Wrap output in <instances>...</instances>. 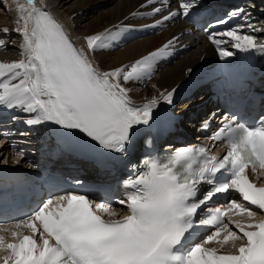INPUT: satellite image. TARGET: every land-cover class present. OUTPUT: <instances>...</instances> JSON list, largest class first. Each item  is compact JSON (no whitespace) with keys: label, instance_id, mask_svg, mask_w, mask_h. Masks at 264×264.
<instances>
[{"label":"snow or ice","instance_id":"6c2138e0","mask_svg":"<svg viewBox=\"0 0 264 264\" xmlns=\"http://www.w3.org/2000/svg\"><path fill=\"white\" fill-rule=\"evenodd\" d=\"M195 3L183 0L180 10L164 19L188 15ZM18 8L15 30L23 36L22 53L20 59L0 61V106L31 114L25 121L28 125L53 122L82 132L106 149L124 152L132 129L149 124L160 101L153 97L134 104L120 81L150 75L155 60L176 38L131 65L101 72L36 0L19 3ZM159 11L153 9L154 14ZM243 12L237 9L229 17ZM257 32L264 28L249 23L247 30L238 26L219 34L227 41L215 33L210 39L220 46L221 58L234 55L228 42L241 51L264 52ZM111 36L105 30L85 39L95 51ZM174 91L162 93L160 99L172 103ZM214 138L227 141L223 157L210 154L206 146H191L164 158L145 159L136 178L125 181L132 190L118 203L126 205L129 214L120 219L97 214L117 215L111 204L89 199L91 193L73 191L48 198L15 223V230L0 226V231L18 238L8 242L0 235V250L6 253L0 260L3 264H264V217L257 219L264 212V184L248 175L249 168L264 169V117L252 125L226 123ZM202 185L210 187L202 192ZM229 192L238 199H228L196 223L202 206ZM23 228L32 235L22 234ZM198 228L210 230L199 242L194 238ZM212 243L219 247L206 246ZM229 244L234 251H222Z\"/></svg>","mask_w":264,"mask_h":264},{"label":"bare ground","instance_id":"6f19581e","mask_svg":"<svg viewBox=\"0 0 264 264\" xmlns=\"http://www.w3.org/2000/svg\"><path fill=\"white\" fill-rule=\"evenodd\" d=\"M4 1H10L9 6H18L19 3L27 5L26 0ZM182 2L183 0H155V3L148 4V0H36L37 6L47 11L62 25L74 45L83 49L93 66L101 72L131 65L162 48L168 41L173 40V37L176 38L165 53L155 60L150 75L139 80L120 81L129 89L128 95L134 104L146 103L153 97L159 99L160 102L153 110L152 117L170 109L175 103L174 94L177 84L184 81L194 68L210 62L214 56L221 58L218 51L220 46L210 39L212 34H217V39L227 41V37H221L219 34L238 26H243L247 30L249 23L256 28H264V0H196L195 6L189 10L188 15H176L170 19H164L170 13L179 11ZM215 6L220 8L218 13L227 18V23L219 24L221 25L219 28L212 30L210 35L205 37L203 32L192 29L188 18L193 11L214 10ZM154 8H159L160 11L154 14ZM237 9H243V14L229 17V13ZM17 12L13 15L9 14L0 5V61L7 62L21 58L23 36L15 30L21 15L19 8ZM231 21H234L233 26L229 25ZM5 27L9 29L7 33L2 31ZM105 30L112 33L111 38L106 40L103 48L93 51L89 48L85 37L103 33ZM255 35L258 41L264 42V32H257ZM226 46L229 51L234 52L233 56L238 54L239 50L232 48L231 42H228ZM233 56L222 59L228 61ZM173 89L175 91L172 103L160 99L162 93ZM6 117L11 118L10 125L19 123V126L7 128L9 130L7 132H10L9 138L22 136V133L31 135L36 130H40V134L44 132L48 134L52 130L60 129V126L53 122L28 125L25 121L32 118L31 114L19 108L10 109L0 106V128L4 132L6 128L1 123V119ZM143 126L138 125L133 130H140ZM23 127L27 132L22 130ZM45 128L46 130L43 131ZM39 132L34 134L32 140L36 137L39 139ZM65 133L74 135L77 147L87 154L94 153L100 146L97 141L78 130L65 128ZM43 139L45 142L47 137L43 135ZM3 142L5 140L0 141V157L10 153L13 158L14 155L11 154L7 142L2 144ZM18 142L22 141L18 140ZM227 250L234 251L232 248ZM2 253L0 257L4 256Z\"/></svg>","mask_w":264,"mask_h":264},{"label":"rangeland","instance_id":"374dc122","mask_svg":"<svg viewBox=\"0 0 264 264\" xmlns=\"http://www.w3.org/2000/svg\"><path fill=\"white\" fill-rule=\"evenodd\" d=\"M13 158H15V157H13ZM16 159V158H15Z\"/></svg>","mask_w":264,"mask_h":264}]
</instances>
